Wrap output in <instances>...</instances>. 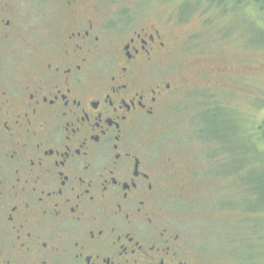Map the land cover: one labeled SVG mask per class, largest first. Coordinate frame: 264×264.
<instances>
[{
  "label": "flooded vegetation",
  "instance_id": "1",
  "mask_svg": "<svg viewBox=\"0 0 264 264\" xmlns=\"http://www.w3.org/2000/svg\"><path fill=\"white\" fill-rule=\"evenodd\" d=\"M14 1L0 0V264H197L165 210L172 162L139 135L179 94L178 37L61 0L30 38Z\"/></svg>",
  "mask_w": 264,
  "mask_h": 264
},
{
  "label": "rangeland",
  "instance_id": "2",
  "mask_svg": "<svg viewBox=\"0 0 264 264\" xmlns=\"http://www.w3.org/2000/svg\"><path fill=\"white\" fill-rule=\"evenodd\" d=\"M15 1V20L30 38L46 39L63 14L61 0H45L42 6ZM214 7L208 0H101L102 13L113 19L130 16L136 29L166 28L179 40L167 64L179 70V94L139 131L172 162L166 166L169 221L185 235L197 264H264V246H257L264 237V220L260 230L257 217L264 219V211L249 213L246 220L247 208L257 203L242 186V180L253 182L258 175L261 155L251 150L254 139L238 144L222 138L231 123L256 136L253 127L264 118V15L260 19L251 2L228 11ZM235 149L239 159L232 155ZM248 234L254 244L250 251Z\"/></svg>",
  "mask_w": 264,
  "mask_h": 264
},
{
  "label": "trees",
  "instance_id": "3",
  "mask_svg": "<svg viewBox=\"0 0 264 264\" xmlns=\"http://www.w3.org/2000/svg\"><path fill=\"white\" fill-rule=\"evenodd\" d=\"M208 1L210 4H213L215 6L214 8L219 6L217 8L220 10H221V8L222 9L224 8V11L232 10L235 5L243 4L245 2H251V8H253V11H256L257 13H259L260 19L263 17L262 15H264V0H208ZM217 8L215 10H218ZM253 128L255 129V131H257V135L252 136V134H251L249 136V135H246V133L244 131H240L239 129H237L231 123V124L227 125V129H226L227 135L222 137L224 140H227L229 143H233V141H235L238 144H240L239 140H242V139L246 140L248 143L251 142L250 140L254 139L255 144H253L251 142V144H252L251 150H253V148H254L255 152H257L261 155L259 172H258V175H256L254 177V181L251 182L248 179H245L243 181L241 179L242 180V186L244 187L246 197L249 199L252 198L253 201H255V199H256V203H257L256 206L254 205V206H251V208H247V210H246V213L248 215V217L246 219L247 221H249V219H250L249 213L251 214L252 212L264 211V118L262 119V121L258 125H256V127H253ZM215 136L216 137L214 138V140L219 141L221 136H218L217 134ZM225 138H228V139H225ZM221 143L225 147V142L222 141ZM237 149H239V148H237ZM237 149L231 150L233 152L232 155L235 156L234 151H236ZM251 150H248V148H246L244 153L248 154L249 151H251ZM239 157L240 156H237V157L235 156V158H237V159H239ZM231 158H233V157H231ZM249 201H251V200H249ZM229 207H230V205H229ZM263 220L264 219L262 216L257 217V224H258L260 230L263 226ZM247 224L248 223L246 222V225ZM247 227H248V233L250 234L249 224ZM260 230H258V231L256 230L252 234L254 235V234L258 233ZM249 234L247 237L248 241L245 245L247 246L246 248H248V250L250 251L253 248L254 244L252 242V238L251 239L249 238ZM259 236H260V233H259ZM251 237H253V236L251 235ZM260 240L261 241L257 245L258 247L261 244L264 246V237H260ZM259 256H263V254H259ZM245 260L248 261V260H253V259L247 258ZM257 260H262V259L257 258Z\"/></svg>",
  "mask_w": 264,
  "mask_h": 264
}]
</instances>
